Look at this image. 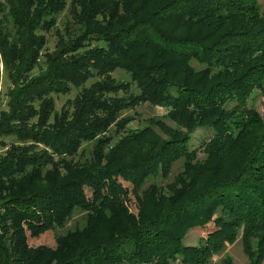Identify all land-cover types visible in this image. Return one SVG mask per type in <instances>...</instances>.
I'll return each instance as SVG.
<instances>
[{"label":"trees","instance_id":"16d2710c","mask_svg":"<svg viewBox=\"0 0 264 264\" xmlns=\"http://www.w3.org/2000/svg\"><path fill=\"white\" fill-rule=\"evenodd\" d=\"M4 3L0 53L13 88L0 135L31 143L0 160V264H211L238 238L248 264H264V118L247 107L254 91L264 97V4ZM64 10L75 34L45 56L43 71L24 77L41 57L38 31H50ZM116 70L138 95L118 97L129 85L112 80ZM94 77L100 79L76 97L73 112L46 126L48 95ZM34 102L40 112L28 128ZM140 104L165 109L177 128L152 119L125 131L129 121L120 113ZM195 129L213 133L203 159L188 148ZM116 131L124 134L112 144L107 134ZM87 142L90 158L75 161ZM176 163L181 169L169 183L149 184L168 180ZM76 215L82 226L56 234L53 248L28 246L25 232L37 238L64 230ZM18 225L25 230H14ZM192 230L204 233L198 245L184 246Z\"/></svg>","mask_w":264,"mask_h":264},{"label":"rangeland","instance_id":"374dc122","mask_svg":"<svg viewBox=\"0 0 264 264\" xmlns=\"http://www.w3.org/2000/svg\"><path fill=\"white\" fill-rule=\"evenodd\" d=\"M259 4L262 6L264 4L263 0H258ZM7 14V7L5 6L4 0H0V19L5 18ZM76 32V27L72 25L71 19L67 14V11L64 10L60 14L55 17L54 26L50 31H38V35L43 36L44 45L40 50L41 57L38 60L36 68L33 71L26 74L24 77L31 78L38 75L41 71L44 70V59L46 55L52 54L58 48V44L62 41H66L67 39L73 37V34ZM12 34V33H11ZM96 44V42H93ZM97 45H99L97 43ZM194 67H197L195 64H192ZM10 72L4 65L2 60V56L0 53V116L1 114H6L8 112V100L9 93L13 88V84L9 78ZM112 80L116 83H121L123 85H129V91L127 93L120 91L118 93V97H127L128 95L136 96L139 94V90L136 88L135 84L132 83L129 77L121 70H116L111 74ZM100 78H92L85 85L80 87H70L69 91L66 94H55L52 93L48 95V99L52 103V109L48 111L47 120L45 125H51L55 117H60L64 114L70 115L73 112V102L78 95L85 89H88L92 84L97 82ZM107 96V95H106ZM34 108L33 111L36 113L34 117L28 122L27 127L37 123L38 112H40L38 108V102H34L31 104ZM247 107L253 108L258 112V114L264 118V97L262 92L254 91L250 98L247 101ZM167 111L163 108H155L150 106L149 104H140L129 109L123 110L120 113L119 119H127L129 123L124 128L125 131L133 130L139 131L147 126L148 120H159L164 122L166 126L170 129L177 128L176 125L169 120L165 119ZM110 130L115 131V128H110ZM156 133L160 138L165 139L164 132L158 131L157 128H154ZM181 131V129H179ZM117 132V131H116ZM185 132V131H181ZM122 131L119 133H108L110 135V139L112 140V144L116 143L120 137H123ZM213 133L208 129H195L189 135V143L188 148L190 151H197L198 158L203 159L205 156L202 152L206 143L212 138ZM26 142V143H21ZM30 141H21L14 135H0V160L4 159L7 152L11 149V147L18 146L19 144H30ZM93 148V143L87 142L81 146L74 160L80 161L81 163H85L90 158V152ZM181 169V163H176L171 171V176L168 180L156 179L149 182L156 184L158 186H164L169 183L172 178L179 173ZM81 215L73 216V218L68 222L64 230H58L56 232H45L41 234L37 238H30L28 232H25L27 238L28 246L31 248H53L55 246V237L56 234H61L65 232V230H72L75 227L80 228L82 226ZM212 227L211 225L206 226L204 229H209ZM24 229L23 225H18L13 228ZM204 232L200 230H192L189 231L188 234L183 238L182 244L184 246H196L198 245V239ZM224 260H229L231 264H248V260L243 253L241 243L238 240L232 245H228L225 250L212 258L211 264H220Z\"/></svg>","mask_w":264,"mask_h":264}]
</instances>
